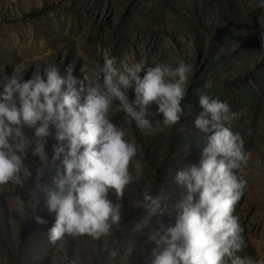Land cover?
I'll use <instances>...</instances> for the list:
<instances>
[{"label":"rangeland","instance_id":"1","mask_svg":"<svg viewBox=\"0 0 264 264\" xmlns=\"http://www.w3.org/2000/svg\"><path fill=\"white\" fill-rule=\"evenodd\" d=\"M261 0H0V89L12 76L22 82L43 75L45 68L57 66L62 74L71 66L82 78L81 67L103 64L105 56L117 61L158 63L177 66L179 60L192 65L180 122L174 140L171 130L151 135L124 123L125 114L112 115L124 127L128 138L140 149L138 159L144 174L127 190L122 209L123 231L114 232L118 255L112 256V238L95 241L90 237L65 236L53 244L49 230L56 214L49 212L46 191L38 194L39 216L46 224L25 228L19 201L30 198L29 180L23 187L0 186V221L3 243L0 264H10L6 251H16L24 237V250L14 264H150L149 240L160 223L175 225L177 214L169 206L183 191L175 182L177 172L198 164L207 134L194 127L201 111L200 96L227 102L236 117L226 126L244 141L250 158L240 175L247 191L235 207L244 229V247L238 254L253 259L264 257V7ZM90 75V73H85ZM211 82V87H205ZM130 98L134 93L130 91ZM155 110V106H153ZM157 119H162L158 116ZM155 125V121H153ZM162 126V125H161ZM47 150L51 155L55 127L50 129ZM63 158V157H62ZM61 158V159H62ZM26 163L34 171L38 157ZM53 175L42 183L57 190ZM161 197L163 215L153 217L142 232L133 231L144 216L132 215L141 192ZM115 200V195L110 194ZM115 233L117 236H115ZM107 248V251L101 250ZM132 251L129 253L128 249Z\"/></svg>","mask_w":264,"mask_h":264},{"label":"clouds","instance_id":"2","mask_svg":"<svg viewBox=\"0 0 264 264\" xmlns=\"http://www.w3.org/2000/svg\"><path fill=\"white\" fill-rule=\"evenodd\" d=\"M260 6L264 7V0ZM192 71L184 60L175 67L167 63L145 67L143 61L118 62L105 56L99 67H81L82 78L73 75L71 66L65 74L49 66L43 75L24 82L8 78L0 89V186L23 187L30 180V198L21 199L19 205L21 212L31 214L39 204L38 194L47 192L46 206L56 214L48 232L53 244L65 236L95 241L111 237V254L118 255L114 232L123 231V200L143 176L144 167L138 159L139 146L111 117L122 112L125 124L134 122L149 135L177 125ZM200 105L203 111L196 115L194 127L207 134L206 146L198 164L175 176L183 189L169 205L177 214L176 222L174 226L160 223L150 234L149 240L157 245L150 264H264V257L238 254L244 247V229L234 212L247 191L248 181L240 172L250 156L241 136L226 126L236 114L229 115L227 102L207 95L200 96ZM53 126L57 143L50 155L47 146ZM29 153L39 159L34 171L26 163ZM51 173L57 190L42 183ZM135 204L146 211L135 232L149 227L153 217L165 210L161 197L148 190ZM35 220L47 223L38 215Z\"/></svg>","mask_w":264,"mask_h":264},{"label":"trees","instance_id":"3","mask_svg":"<svg viewBox=\"0 0 264 264\" xmlns=\"http://www.w3.org/2000/svg\"><path fill=\"white\" fill-rule=\"evenodd\" d=\"M175 131H176V125L173 126L172 130H171V140H174V135H175ZM141 198V197H140ZM139 198V199H140ZM138 199V200H139ZM141 215V216H145L146 215V211L142 208H139L137 206H135V208L132 211V215ZM39 216L38 211L36 210L35 213L31 214L30 212H26V214L24 215V218L22 220V223L24 225L25 228L35 224V216ZM4 224L2 221H0V244L3 243L4 239H3V228H4ZM115 236H117V234L115 233ZM24 246H25V240L24 237L20 238L18 240L17 243V247H16V251L12 252L10 249H8L5 253L6 255V259L8 260V262L10 264H14V261L16 260L17 256H19V254H21L24 250Z\"/></svg>","mask_w":264,"mask_h":264}]
</instances>
